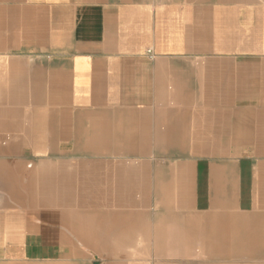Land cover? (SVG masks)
Instances as JSON below:
<instances>
[{
	"label": "crops",
	"instance_id": "1",
	"mask_svg": "<svg viewBox=\"0 0 264 264\" xmlns=\"http://www.w3.org/2000/svg\"><path fill=\"white\" fill-rule=\"evenodd\" d=\"M0 264H264V0H0Z\"/></svg>",
	"mask_w": 264,
	"mask_h": 264
},
{
	"label": "built area",
	"instance_id": "2",
	"mask_svg": "<svg viewBox=\"0 0 264 264\" xmlns=\"http://www.w3.org/2000/svg\"><path fill=\"white\" fill-rule=\"evenodd\" d=\"M147 52H148V53H150V56H152V55H151V51H150V50H147Z\"/></svg>",
	"mask_w": 264,
	"mask_h": 264
}]
</instances>
